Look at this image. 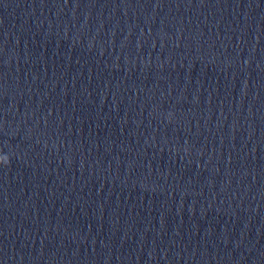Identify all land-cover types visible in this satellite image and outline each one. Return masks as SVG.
<instances>
[{
	"label": "clouds",
	"instance_id": "clouds-1",
	"mask_svg": "<svg viewBox=\"0 0 264 264\" xmlns=\"http://www.w3.org/2000/svg\"><path fill=\"white\" fill-rule=\"evenodd\" d=\"M0 163H7V157H2V159H0Z\"/></svg>",
	"mask_w": 264,
	"mask_h": 264
}]
</instances>
